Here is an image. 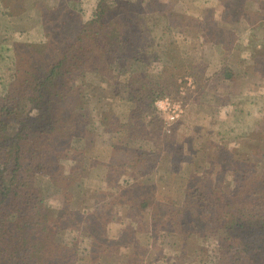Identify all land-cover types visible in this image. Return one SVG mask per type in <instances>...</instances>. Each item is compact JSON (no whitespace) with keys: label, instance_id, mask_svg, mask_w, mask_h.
<instances>
[{"label":"trees","instance_id":"trees-1","mask_svg":"<svg viewBox=\"0 0 264 264\" xmlns=\"http://www.w3.org/2000/svg\"><path fill=\"white\" fill-rule=\"evenodd\" d=\"M227 1L226 19L235 10L234 1ZM142 3L98 0L96 13L83 23L74 20L66 0L38 7L48 40L28 46L36 58L30 68L17 69L0 95V264H88L80 255L84 239L91 264H166L161 243L150 254L137 236L148 228L170 239L175 260L169 264H264V116L249 115L248 134L237 135V149L216 144L215 182L212 167L202 171L192 162L180 206L158 202L146 161L155 162L163 149L144 142L152 132L157 141L169 136L164 128L171 130L155 102L174 92L180 77L197 75V66H178L165 44L157 50L156 38L133 20ZM232 45L222 53H231ZM136 62L148 70L135 71ZM98 134H108L109 148L89 153L87 144ZM63 145L68 154H62ZM109 152L110 162L101 165ZM116 161L133 172V180L115 186L110 203L79 205L73 213L48 205L51 190L73 196L94 167L112 185ZM115 204L137 228L127 223L114 240L108 213Z\"/></svg>","mask_w":264,"mask_h":264},{"label":"rangeland","instance_id":"rangeland-1","mask_svg":"<svg viewBox=\"0 0 264 264\" xmlns=\"http://www.w3.org/2000/svg\"><path fill=\"white\" fill-rule=\"evenodd\" d=\"M55 1L0 0V95H4L9 83L14 81L17 69L22 68L23 64L25 68H30V63L36 58L35 48L30 49L28 46L48 40L38 7L43 4L51 5ZM66 1L77 23L86 22L96 13L98 0ZM233 1L235 10L232 11L231 8L227 19V0H143L142 12L133 14V20L139 28L149 33L148 36L156 38L157 50L165 44L178 66L183 61L197 66V75L187 73L180 77L176 90L164 96L182 100V116L167 127L165 117L157 111L164 127L171 130L166 132L164 128L165 133H170L169 136L158 135L159 138L155 141L152 132L144 142L152 148L159 146L163 149L159 156H153L157 159L155 162L145 161L152 167L147 171L148 178L157 180L158 202L164 205L180 206L187 185L186 171L192 162L200 166L202 171L212 167L210 178L213 177L211 180L215 182L216 170H219L216 161L220 160L216 158V144L232 151L237 149V142L240 140L237 137L246 139L248 134L244 125L250 121L249 115L253 113L256 118L264 116V111L261 112L264 110V0ZM17 3L20 5L16 12L14 7ZM170 13L175 14V17L171 18ZM181 17H185V20L179 24L176 19H182ZM164 31L167 34H162ZM230 44H233L231 53H222L221 50L228 48ZM30 50L33 53L30 54ZM133 67L137 72H145L149 68L142 62L134 63ZM232 72V79L224 78V74L230 75ZM172 73L178 74L176 71ZM186 77L193 79L195 89H186V94L182 95L181 88ZM109 141L108 134H98L93 142L87 144L89 153L94 149V153L99 149L107 150ZM61 150L63 155L68 154L65 145ZM103 156L101 165L106 161L110 162V152ZM116 162V177L111 182L112 185L106 181L103 170L94 167L86 175L85 184L76 187L73 196L65 190H51L46 199L48 205L55 209H68L73 213L78 211L76 207L79 205L80 208L82 205H95V202L97 205L108 201L110 203L108 199L116 193L115 186H124L133 180V172L126 169V165ZM225 175L227 178L232 177L233 171L228 170ZM111 207H114L113 212L110 215L108 213V218L111 217L112 220L108 224L111 238L119 239L127 223H133V227L137 228V223L123 213L122 207L117 204ZM145 215L148 218L149 213ZM154 232L155 230L148 228L145 232L140 231L137 236L150 249V254H155L152 248L161 243L168 252L163 256L166 264L173 262L175 253L170 247V239L156 236ZM205 235L202 234L200 238ZM74 237L76 234L69 236L70 239ZM210 244L211 241L208 245ZM125 245L130 244L125 242L122 246ZM212 246L211 244L210 257H214ZM80 247V255L85 263L91 264L86 251L89 247L88 240H82ZM102 261H107V258Z\"/></svg>","mask_w":264,"mask_h":264},{"label":"built area","instance_id":"built-area-1","mask_svg":"<svg viewBox=\"0 0 264 264\" xmlns=\"http://www.w3.org/2000/svg\"><path fill=\"white\" fill-rule=\"evenodd\" d=\"M185 81H186L185 84L182 85V88H181L182 95L186 94L184 92V90L186 89L189 91H192L193 89H195V84L191 77H186ZM185 85L187 87H184ZM155 108L159 113L163 114V116L165 117L167 127H170V125L176 122L184 113V104L182 100H176L170 97H164V98L158 99L155 102Z\"/></svg>","mask_w":264,"mask_h":264}]
</instances>
